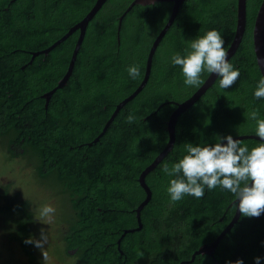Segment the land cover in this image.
<instances>
[{"label":"trees","instance_id":"1","mask_svg":"<svg viewBox=\"0 0 264 264\" xmlns=\"http://www.w3.org/2000/svg\"><path fill=\"white\" fill-rule=\"evenodd\" d=\"M133 0H106L89 21L66 85L51 96L47 109L42 95L65 75L79 31L31 64V54L62 38L93 8L96 0H0V143L6 160L21 158L31 166L34 180L60 199L68 218L60 249L77 264H226L241 259L264 264V214L242 217L222 237L214 259L194 252L210 245L231 222L235 197L205 189L204 197L185 196L172 203L166 191L165 163L178 162L187 143L215 144L216 136H256L255 108L264 118V98L254 91L262 77L253 49L252 31L262 0H246V24L241 42L229 62L239 69L236 83L219 86L220 77L175 122V141L166 157L145 177L151 191L145 199L140 174L168 141L167 122L178 104L199 88L185 86L173 54L185 55L189 42L217 29L228 49L235 34L237 0H185L158 44L150 75L141 92L120 109L97 143L116 106L140 85L151 45L168 21L172 3L133 6ZM140 65L132 79L127 69ZM25 66V67H23ZM209 73L205 72V81ZM134 114L133 124L126 117ZM249 149L259 142L242 139ZM0 184V215L10 240L37 264L33 256V213L30 201ZM121 238L118 245V240ZM143 253V256L138 253Z\"/></svg>","mask_w":264,"mask_h":264},{"label":"clouds","instance_id":"2","mask_svg":"<svg viewBox=\"0 0 264 264\" xmlns=\"http://www.w3.org/2000/svg\"><path fill=\"white\" fill-rule=\"evenodd\" d=\"M185 55L173 54L172 63L181 67L185 86L199 88L205 81L201 78L207 72L220 77L219 86L222 89L231 88L239 78V69L229 62L228 49L225 40L217 29L208 30L189 42ZM132 79L141 76L140 65H130L127 69ZM256 99L264 98V76H262L254 91ZM248 118L255 121V134L259 138L256 146L249 149L240 139L231 135L216 136L215 144H199L193 146L187 143L186 154L176 163H165L162 171L169 180L166 189L172 203L179 202L185 196L197 199L204 197L205 189L220 188L235 197V209L242 217L258 218L264 214V118H259L258 109H251ZM136 121L134 114L126 117L128 124ZM226 141V143H224ZM55 208L45 204L40 210V216L51 221ZM48 237L41 229V239H29L37 248L44 250ZM143 256V253H138ZM47 258L46 253L43 254ZM255 264H260L256 257ZM226 264H243L241 259Z\"/></svg>","mask_w":264,"mask_h":264},{"label":"water","instance_id":"3","mask_svg":"<svg viewBox=\"0 0 264 264\" xmlns=\"http://www.w3.org/2000/svg\"><path fill=\"white\" fill-rule=\"evenodd\" d=\"M105 1L106 0H96L93 8L88 12V14L79 23H77L75 26L71 27L69 29V31L61 39L56 41L54 44H52L47 49L31 54V59L29 61V64L32 63V61L34 60L35 57H37L39 55H47L57 45L62 43L64 40H66L72 33H74L75 31H79V36H78L77 42L75 44V48L72 52L70 62H69V65H68V68H67L65 75L63 76V78L61 80L58 81L57 86L54 89H52L50 92L42 95V99L45 100V109H47L48 102H49L51 96L54 94V92L56 90L62 89L66 85L68 79L70 78L72 71H73V67H74V63L76 60L77 53L79 51L82 40L84 38L86 27H87L89 21L94 17V15L98 12V10L101 8V6L105 3ZM184 1L185 0H133L132 3L127 7L125 12L119 17L118 28H117V41H119L118 36H119V31H120L122 19L126 15V13L130 11V9L133 6H135V5L147 6V5H152L156 2L172 3L171 13H170V16L168 18V21L165 24V26L163 27V29L160 31V33L157 35L155 40L153 41L151 48L149 50L147 60H146V65H145L144 77H143L140 85L137 87V89L130 96L125 98L122 102H120L116 106L111 117L106 122L102 132L92 141V143H89L88 146H91L92 144H95L98 142V140L106 132L110 123L115 118V116L118 114L120 109L122 107H124L129 101H131L135 96H137L141 92V90L144 88V86L146 85L148 78H149V75H150L151 63H152V58H153V55L155 53V50H156L158 44L160 43L161 39L164 37L167 30L172 25L176 15H177V12L179 10V7L181 6V4ZM245 24H246V0H237L236 29H235L234 38H233V40H232V42L228 48V56H227L228 59H230V57L235 53V51L237 50V48L241 42L242 36L244 34V30H245ZM252 40H253V49H254V55L256 58L257 66L259 68L261 76H264V0L261 1V4L259 6L258 12H257L256 17H255V21H254V25H253V31H252ZM217 77L218 76H216L215 74H209V76L205 80V83L202 84L200 86V88L189 99H187L185 102H183L181 104H178L176 109L170 115L169 120L167 122V128H166L167 133H168V141L166 143V146L159 153V155L154 159V161L140 174V176L138 178L139 185L143 189V191L146 195L143 202L136 209V221H137L138 226L136 229L125 230L123 235L121 236V238L126 233H132L136 230H139L142 227L141 221H140V211L149 202V200L151 198V191L145 183V177L151 171H153L156 168V166L166 157L168 152H170L172 150L173 145H174V141H175V122H176L177 118L179 117V115L182 112L189 109L195 102H197L204 95V93L207 91V89H209L211 87V85L214 83V81L217 79ZM234 139H240V140H242V139H254V140L259 141V138L257 136H243V137H237ZM224 143H226V141H224ZM235 203H238V201H235ZM239 217H240V214H239V211L237 209V210H235V213H234V216H233L231 222L221 232V234L215 239V241L213 243H211L210 245H204V246L200 247L196 252H194V254L192 255V257L189 261L183 262V263L193 262L194 257L196 255H207V256L213 258L215 248L218 245L219 241L229 231V229L233 226V224L237 222ZM121 238L118 240V245L120 243ZM215 264H217V263L215 262Z\"/></svg>","mask_w":264,"mask_h":264},{"label":"rangeland","instance_id":"4","mask_svg":"<svg viewBox=\"0 0 264 264\" xmlns=\"http://www.w3.org/2000/svg\"><path fill=\"white\" fill-rule=\"evenodd\" d=\"M6 155L0 143V184L10 185L11 193L18 194L22 200L30 201V211L33 213L34 225L32 228L33 240L41 239V229H44L48 237L44 250L33 245V256L37 264H77L72 256H66L60 249L61 235L64 225L60 223L67 220V211L63 212L60 199L48 192L41 184L34 180L31 166H28L21 158L6 160ZM45 204L55 208V214L51 221L40 216V210ZM0 215V264H27L25 254L15 241L10 240L8 229L5 227ZM47 258L44 259L43 254Z\"/></svg>","mask_w":264,"mask_h":264},{"label":"flooded vegetation","instance_id":"5","mask_svg":"<svg viewBox=\"0 0 264 264\" xmlns=\"http://www.w3.org/2000/svg\"><path fill=\"white\" fill-rule=\"evenodd\" d=\"M74 26H75V25H74ZM60 39H61V38H60ZM58 40H59V39H58ZM58 40H57V41H58ZM57 46H58V45H57ZM34 53H36V52H34ZM23 67H25V66H23ZM137 226H138V225H137Z\"/></svg>","mask_w":264,"mask_h":264}]
</instances>
